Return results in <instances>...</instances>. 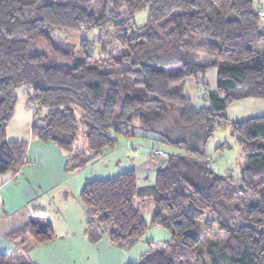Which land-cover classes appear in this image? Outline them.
Masks as SVG:
<instances>
[{
	"label": "trees",
	"instance_id": "trees-1",
	"mask_svg": "<svg viewBox=\"0 0 264 264\" xmlns=\"http://www.w3.org/2000/svg\"><path fill=\"white\" fill-rule=\"evenodd\" d=\"M263 3L0 0V174L26 162L27 142L5 138L22 86L44 111L31 122L34 138L70 152L83 137L88 152L74 151L68 170L114 147L129 127L146 129L171 113L181 127H202L205 141L227 127L244 156L239 178L214 173L201 150L162 135L157 142L178 152L158 149L164 163L148 184L138 186L133 169L84 183L87 236L134 244L147 230L137 201L147 199L150 226L170 237L161 252L146 251L129 264H264V116L225 117L235 100L264 99ZM140 11L146 17L137 25ZM59 29L95 31L96 39L73 45ZM207 69L214 70L215 87L194 106L183 85ZM23 235L38 244L54 236L35 219L7 233L13 240ZM0 264H9L3 254Z\"/></svg>",
	"mask_w": 264,
	"mask_h": 264
},
{
	"label": "rangeland",
	"instance_id": "rangeland-1",
	"mask_svg": "<svg viewBox=\"0 0 264 264\" xmlns=\"http://www.w3.org/2000/svg\"><path fill=\"white\" fill-rule=\"evenodd\" d=\"M145 17L146 12L140 11L134 16V21L137 25H141L144 23ZM262 19L264 21V13ZM55 32L65 36L73 45H77L82 40L93 43L96 39L95 31L59 29ZM97 50L98 48L94 47L91 52L96 54ZM188 81H194V79L187 80L182 91L190 98L193 105L196 102L197 105H200L202 104L201 95L215 87L214 70L207 69L198 74L196 81L192 82V86H189L190 82ZM199 81H202V84L196 83ZM15 94L17 100L13 116L6 128L5 138L7 140L12 130L20 127L27 129L28 118L33 122L44 113L43 109L37 107L35 102L30 99V89L22 86L15 90ZM162 135H166L172 140L184 141L190 149L201 150L208 158L209 167L214 173L231 179L239 178L244 156L236 136L227 127H223L216 129L212 136L205 141L202 127H181L177 124L174 113L153 121L146 129L140 128L138 125L135 128L129 127L127 136L121 134L116 137L117 142L114 147L105 148L100 156L76 170L66 169L65 161L72 157L74 151L88 152L83 137H78L76 142L78 148L70 152L60 150L52 143H50L52 146L33 145L29 156L32 161L29 162L27 169H30L33 174L30 178L32 182V188H29L32 196L30 200L34 206H38L35 212L41 213V219L35 220L43 223L49 222L54 235L59 234L60 231L68 234L69 236L63 238L68 239L66 244L70 249H73L71 252L65 250V246L53 247L52 254L55 253L54 251L60 250L63 252V257H60L62 259L47 257L39 264H129L138 262L146 251H150L152 254L161 252L164 242L169 239L170 235L160 226H150L153 206L151 200L146 199L143 204H138L141 215L147 224L145 234L130 246H115L108 241L106 236L95 242L88 239L89 231L85 222L80 191L87 181L113 178L127 170H134L135 162L139 161L138 156L144 150L157 147L165 153H177V149L157 142ZM156 150L158 149L153 151ZM153 151L148 155V159L152 160L150 155L153 154ZM151 157L154 158L153 155ZM163 157L164 155L160 160ZM153 160H159V158ZM41 207L43 210L39 209ZM28 264H32V262Z\"/></svg>",
	"mask_w": 264,
	"mask_h": 264
},
{
	"label": "crops",
	"instance_id": "crops-1",
	"mask_svg": "<svg viewBox=\"0 0 264 264\" xmlns=\"http://www.w3.org/2000/svg\"><path fill=\"white\" fill-rule=\"evenodd\" d=\"M195 81L196 79H194V81H188L190 82L189 86H192V82ZM194 106H201V104L197 105L196 102ZM262 116H264V99H238L231 103L225 111V117L231 122L244 121ZM31 122L32 121L28 118L26 123L28 126L27 129H22L20 127L19 129L16 128L15 130H12L8 139L23 140L27 142L25 164L16 172L0 174V254L5 255L9 264H28L29 262H32V264H39L47 257H51L52 259H62L60 257H63V252H60L59 250L54 251L55 253L52 254L53 247L65 246V250L73 251V249H70L68 244H66L68 239H64L68 234L61 231L59 234L54 235L52 240L41 244L35 243L33 239L24 235L15 240L10 239L7 236V233L22 227L28 221L32 219H41V213L37 214L35 212V209H37L38 206H34L33 202L30 200L32 197L29 191V188H32L30 178L33 174L30 172V169L27 168L29 162L32 161L29 159V156L33 145H52L50 143H40V141L31 135ZM153 149L160 148L152 147L149 150H144V152L138 156L140 158L139 161L135 162L136 168L134 171L137 176L138 186L148 184L152 173L164 163L160 159H148V155ZM30 203H32V205H30ZM138 204H143V202L137 201V206ZM39 209L43 210V207ZM40 223L50 225L49 222Z\"/></svg>",
	"mask_w": 264,
	"mask_h": 264
},
{
	"label": "built area",
	"instance_id": "built-area-1",
	"mask_svg": "<svg viewBox=\"0 0 264 264\" xmlns=\"http://www.w3.org/2000/svg\"><path fill=\"white\" fill-rule=\"evenodd\" d=\"M152 155L154 156V158L151 157ZM163 155L164 154L162 151L156 150V151H153V154L150 155V158H152V159H158L159 158L160 159Z\"/></svg>",
	"mask_w": 264,
	"mask_h": 264
}]
</instances>
